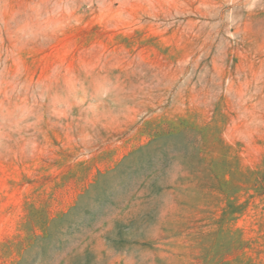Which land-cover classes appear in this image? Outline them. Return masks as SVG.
Segmentation results:
<instances>
[{"label":"rangeland","instance_id":"obj_1","mask_svg":"<svg viewBox=\"0 0 264 264\" xmlns=\"http://www.w3.org/2000/svg\"><path fill=\"white\" fill-rule=\"evenodd\" d=\"M0 264H264V0H0Z\"/></svg>","mask_w":264,"mask_h":264}]
</instances>
